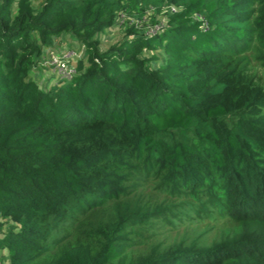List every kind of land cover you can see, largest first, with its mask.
Segmentation results:
<instances>
[{
    "label": "trees",
    "instance_id": "obj_1",
    "mask_svg": "<svg viewBox=\"0 0 264 264\" xmlns=\"http://www.w3.org/2000/svg\"><path fill=\"white\" fill-rule=\"evenodd\" d=\"M117 16L132 24L97 51ZM63 32L74 72L40 85ZM252 45L264 57V0H0V264H264V84L230 64ZM157 195H203L233 234L138 260L175 206Z\"/></svg>",
    "mask_w": 264,
    "mask_h": 264
},
{
    "label": "rangeland",
    "instance_id": "obj_2",
    "mask_svg": "<svg viewBox=\"0 0 264 264\" xmlns=\"http://www.w3.org/2000/svg\"><path fill=\"white\" fill-rule=\"evenodd\" d=\"M36 4L37 0H33ZM169 11V7H164L156 19L164 24L162 14ZM141 21L137 22L136 27L142 28L143 31L151 32L157 25L153 27L148 23V15ZM157 15V14H155ZM146 23V25H145ZM132 24V20H128L123 16H117L114 24L108 27L101 33L100 40L96 45L97 51H103L108 46L115 44L125 34V29ZM151 27V28H150ZM72 51V52H71ZM83 46L74 35L69 32H63L54 40V44L44 48L43 54L40 57L42 65L33 69V78L42 85L47 78L51 81L61 78L62 74L59 71L58 64L63 62L64 74H67L68 69L71 70L75 59L81 55ZM66 60L64 55H69ZM63 55V56H62ZM230 64L236 69L241 70L246 74H254L258 77L261 84H264V57L263 52L258 46L252 45L246 52L240 53L231 57ZM153 180L143 184V189H154ZM162 206L175 205L170 213L165 212L166 216L154 224L146 228V238L139 242L134 248V257L138 260L151 252L154 254L168 253L174 248L192 250H210L211 248L226 244L229 237L233 234L234 222L229 216H220L215 210L209 208L204 201L203 195L198 199H191L189 196L178 195L176 198L167 196H156ZM203 202V203H201ZM181 203V204H179ZM206 210L204 213L194 214L199 209ZM168 211V208H165ZM6 262V251L0 250V263Z\"/></svg>",
    "mask_w": 264,
    "mask_h": 264
},
{
    "label": "built area",
    "instance_id": "obj_3",
    "mask_svg": "<svg viewBox=\"0 0 264 264\" xmlns=\"http://www.w3.org/2000/svg\"><path fill=\"white\" fill-rule=\"evenodd\" d=\"M170 9H171V10H174V8H170ZM71 52H72V51H71ZM62 56H63V55H62ZM68 56H69V58L71 57L70 54L67 55V56L64 55V56H63V59L66 60ZM58 67L60 68L59 71H61V73H63V74L61 75L62 77H69V76L74 72V67L72 66V69H71V70L68 69V72H66L67 74H64V72H62V70H64V64H63V62H60V64H58ZM62 77H61V78H62Z\"/></svg>",
    "mask_w": 264,
    "mask_h": 264
}]
</instances>
